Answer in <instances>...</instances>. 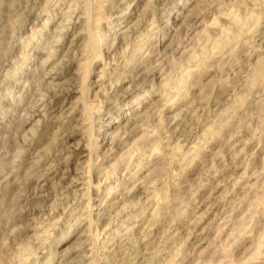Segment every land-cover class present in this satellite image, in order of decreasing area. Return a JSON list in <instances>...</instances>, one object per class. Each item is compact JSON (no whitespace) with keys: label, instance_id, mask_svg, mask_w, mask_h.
Returning a JSON list of instances; mask_svg holds the SVG:
<instances>
[{"label":"rangeland","instance_id":"1","mask_svg":"<svg viewBox=\"0 0 264 264\" xmlns=\"http://www.w3.org/2000/svg\"><path fill=\"white\" fill-rule=\"evenodd\" d=\"M0 264H264V0H0Z\"/></svg>","mask_w":264,"mask_h":264},{"label":"bare ground","instance_id":"2","mask_svg":"<svg viewBox=\"0 0 264 264\" xmlns=\"http://www.w3.org/2000/svg\"><path fill=\"white\" fill-rule=\"evenodd\" d=\"M65 17V16H64ZM152 23V22H151ZM44 26H46V21L43 24ZM60 94V93H59ZM130 195V194H129ZM61 211V210H60ZM116 214V213H115ZM114 216V215H113ZM112 221V220H111ZM107 243V242H106ZM114 244V243H113ZM28 257V256H27ZM22 258V257H21Z\"/></svg>","mask_w":264,"mask_h":264}]
</instances>
